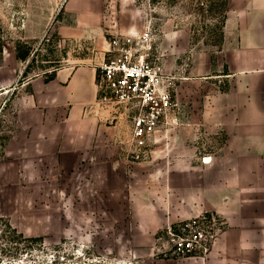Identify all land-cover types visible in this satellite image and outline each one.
I'll list each match as a JSON object with an SVG mask.
<instances>
[{"label": "crops", "instance_id": "obj_1", "mask_svg": "<svg viewBox=\"0 0 264 264\" xmlns=\"http://www.w3.org/2000/svg\"><path fill=\"white\" fill-rule=\"evenodd\" d=\"M227 4L221 45L187 46L186 63L175 65L190 75L177 81L181 111L156 135L151 161L126 159L130 123L121 109L99 104L107 46L23 84L0 163L19 164L33 199L74 190L101 201L103 215L145 250L180 220L203 213L224 220L206 260L153 264H264V0Z\"/></svg>", "mask_w": 264, "mask_h": 264}, {"label": "rangeland", "instance_id": "obj_2", "mask_svg": "<svg viewBox=\"0 0 264 264\" xmlns=\"http://www.w3.org/2000/svg\"><path fill=\"white\" fill-rule=\"evenodd\" d=\"M227 11V0H0V89H6L0 90V162L15 127L12 100L31 78L100 56L115 35L149 30L152 54L162 58L177 84L190 75L176 68L186 63L187 46L221 45ZM171 34L178 36L171 40ZM18 167L0 163V264H153L150 259L211 255L174 254L169 230L195 216L161 231L152 249L134 247L127 226L103 215L101 201L74 190L61 199L57 193L33 199L25 179L17 176Z\"/></svg>", "mask_w": 264, "mask_h": 264}, {"label": "built area", "instance_id": "obj_3", "mask_svg": "<svg viewBox=\"0 0 264 264\" xmlns=\"http://www.w3.org/2000/svg\"><path fill=\"white\" fill-rule=\"evenodd\" d=\"M151 31L115 35L107 59L99 69V104L121 109L130 123L124 143L129 162L153 158L156 135L180 112L177 77L165 70L162 58L152 54ZM169 230L174 254L207 258L225 229L216 213H203Z\"/></svg>", "mask_w": 264, "mask_h": 264}, {"label": "trees", "instance_id": "obj_4", "mask_svg": "<svg viewBox=\"0 0 264 264\" xmlns=\"http://www.w3.org/2000/svg\"><path fill=\"white\" fill-rule=\"evenodd\" d=\"M27 56L25 55L24 56V58H26ZM9 228H10V230L12 231V234L15 236H17L18 235V237L17 238H23V235H21V234H19L15 229H13L10 225L8 226ZM11 239H13V238H11ZM10 239V241H13V240H11Z\"/></svg>", "mask_w": 264, "mask_h": 264}]
</instances>
